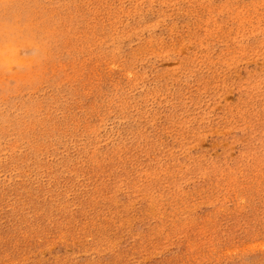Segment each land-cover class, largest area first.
I'll use <instances>...</instances> for the list:
<instances>
[{"label":"rangeland","instance_id":"rangeland-1","mask_svg":"<svg viewBox=\"0 0 264 264\" xmlns=\"http://www.w3.org/2000/svg\"><path fill=\"white\" fill-rule=\"evenodd\" d=\"M0 264H264V0H0Z\"/></svg>","mask_w":264,"mask_h":264}]
</instances>
